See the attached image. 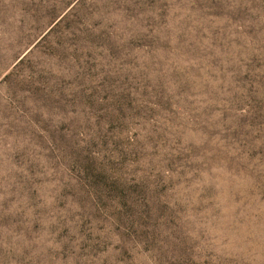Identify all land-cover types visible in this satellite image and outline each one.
<instances>
[{
    "label": "rangeland",
    "instance_id": "obj_1",
    "mask_svg": "<svg viewBox=\"0 0 264 264\" xmlns=\"http://www.w3.org/2000/svg\"><path fill=\"white\" fill-rule=\"evenodd\" d=\"M0 264H264V0H0Z\"/></svg>",
    "mask_w": 264,
    "mask_h": 264
},
{
    "label": "trees",
    "instance_id": "obj_2",
    "mask_svg": "<svg viewBox=\"0 0 264 264\" xmlns=\"http://www.w3.org/2000/svg\"><path fill=\"white\" fill-rule=\"evenodd\" d=\"M6 77V76H5Z\"/></svg>",
    "mask_w": 264,
    "mask_h": 264
}]
</instances>
